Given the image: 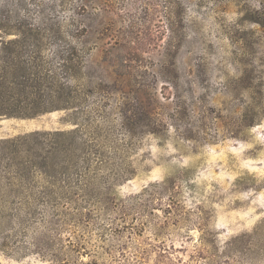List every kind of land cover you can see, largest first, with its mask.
I'll list each match as a JSON object with an SVG mask.
<instances>
[{"label": "rangeland", "instance_id": "1", "mask_svg": "<svg viewBox=\"0 0 264 264\" xmlns=\"http://www.w3.org/2000/svg\"><path fill=\"white\" fill-rule=\"evenodd\" d=\"M80 2L0 0V264H264V0Z\"/></svg>", "mask_w": 264, "mask_h": 264}, {"label": "trees", "instance_id": "2", "mask_svg": "<svg viewBox=\"0 0 264 264\" xmlns=\"http://www.w3.org/2000/svg\"><path fill=\"white\" fill-rule=\"evenodd\" d=\"M80 4L77 5V8L79 9H86L85 6V2L86 0H80ZM77 23L82 26V28H86V23H81V21L79 20H74L71 24L73 27H75L77 29ZM16 26L14 27V30H18V34H23L24 38H26L28 36V38H33V43L35 45L39 44L40 39L39 37H37L36 35H38L39 32H41V30L46 29L47 27V23L44 21H37V22H20L17 21L16 22ZM62 25H58V27H61ZM8 27L2 23L0 21V31L5 32V34H10L11 31H8L7 29ZM17 28V29H16ZM25 28V29H23ZM86 31V29H85ZM18 40L17 39H9V40H2L0 41V50L5 51L6 53L10 54L13 52L12 47H10V44H16ZM75 46H69L65 49H63L60 53H58V59H59V65L61 68H65L66 70H68V72H70L69 77L71 79H76L77 74L79 72V70L77 68H79V65L82 62L77 61L75 53ZM39 68H37L38 70L36 71V75L35 78H28L25 79L24 81L21 82H13L12 80L10 81L11 83H25L26 86L33 88L34 86H40L41 84H43V82L48 83V82H55L54 78V72L52 69L46 67L45 65H42V63L40 65ZM27 80V81H26ZM31 80V83L29 84ZM29 81V82H28ZM65 87H67L68 89H71L69 86V82H65L64 83ZM0 87H4V82L0 81ZM34 89V88H33ZM32 89V90H33ZM32 90H30L32 92ZM75 97L72 95L71 90H69V92L66 95H61L59 97V100L62 102L61 108H73V104H74V100ZM0 114L2 115H7V116H12L14 115L13 112H3L0 111ZM63 131H54L53 134H57V135H61L63 134ZM50 134V133H49ZM89 167V165H87ZM87 168V167H86ZM107 194L109 196H111L110 192H107ZM100 195L98 192H83V193H75L74 195H72V201H74L76 203V218L78 219L76 222L78 225H80L79 223H84L85 220H88L93 218L94 219V210L93 209H86L88 211H84L82 208L84 207L82 204L85 203H89L90 205L92 204V202H99L100 200H102L100 198ZM108 196V202H113L114 199L110 198ZM76 197V199H75ZM100 198V199H99ZM103 198V197H102ZM107 199V198H106ZM114 203H116V201H114ZM98 215L97 216H103L102 211L99 209L98 210ZM79 221V222H78ZM85 224V223H84ZM117 230V229H116ZM258 232V230L255 231V233ZM38 245H36L37 247L39 246V249L44 252L47 253L48 248L46 247V245L42 246L40 245L39 242H37ZM62 254L60 255H53L54 259H51L50 263L52 264H83L82 262H80L79 259H77V256H73L70 253H67L65 251L61 252ZM81 258V257H80ZM136 261V260H135ZM95 264V259L94 261H92ZM49 264V263H48ZM133 264H135V262H133Z\"/></svg>", "mask_w": 264, "mask_h": 264}]
</instances>
